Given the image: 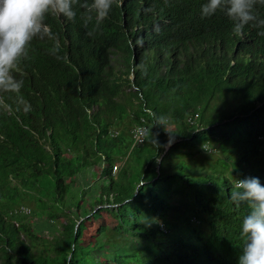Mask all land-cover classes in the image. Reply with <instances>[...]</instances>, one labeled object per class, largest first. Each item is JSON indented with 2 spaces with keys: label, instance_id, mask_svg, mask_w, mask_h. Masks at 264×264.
Masks as SVG:
<instances>
[{
  "label": "trees",
  "instance_id": "1",
  "mask_svg": "<svg viewBox=\"0 0 264 264\" xmlns=\"http://www.w3.org/2000/svg\"><path fill=\"white\" fill-rule=\"evenodd\" d=\"M205 2L47 19L55 38L33 40L19 98L0 93V264H238L248 209L231 193L264 185V29L235 35ZM159 117L171 145L160 125L161 147L139 142Z\"/></svg>",
  "mask_w": 264,
  "mask_h": 264
},
{
  "label": "clouds",
  "instance_id": "2",
  "mask_svg": "<svg viewBox=\"0 0 264 264\" xmlns=\"http://www.w3.org/2000/svg\"><path fill=\"white\" fill-rule=\"evenodd\" d=\"M122 5L123 0H0V93L17 94L19 98L23 80L17 78V71L30 58L33 40L55 38L46 23L49 17L75 21L79 8L84 26L87 28L94 21L98 27L108 18L113 6ZM257 5L264 6V0H206L201 6V16L210 17L223 11L232 21L233 34L242 35L249 25L264 29V18L256 11ZM259 34L264 35V31ZM59 48L55 44L50 54L59 58ZM157 125L163 126L170 146L174 132L164 117L157 118L151 129L143 133V138L161 147L156 139L158 134L152 132ZM231 200L237 208L243 205L248 209L241 224L243 248L238 264H264V185L258 177L236 179Z\"/></svg>",
  "mask_w": 264,
  "mask_h": 264
},
{
  "label": "rangeland",
  "instance_id": "3",
  "mask_svg": "<svg viewBox=\"0 0 264 264\" xmlns=\"http://www.w3.org/2000/svg\"><path fill=\"white\" fill-rule=\"evenodd\" d=\"M216 153V152H215ZM98 169V171H99V168H97ZM91 172V171H90ZM89 172V175H88V177H89V180H93V179H95V177L97 176V174H98V172H97V170H94V171H92L91 173ZM91 176V177H90ZM79 183H80V187L81 188H84V187H88L89 186V184H87V183H85L84 182V180H79ZM26 205V204H25ZM28 207H30V208H32L31 206H29V205H27ZM92 207H94V206H92ZM29 210V209H28ZM27 213V221L29 222V224L32 226V228H35V227H37V226H39L40 225V223L38 222V217L37 216H34V215H31V213L30 212H26ZM43 234H45L47 237H52V235H53V233H51L50 231H49V229H47V228H44V229H42V231H41ZM29 241V240H28Z\"/></svg>",
  "mask_w": 264,
  "mask_h": 264
},
{
  "label": "built area",
  "instance_id": "4",
  "mask_svg": "<svg viewBox=\"0 0 264 264\" xmlns=\"http://www.w3.org/2000/svg\"><path fill=\"white\" fill-rule=\"evenodd\" d=\"M190 122H192V120H189ZM146 132V128L144 126H141V127H138L134 130V135L136 137V139L139 141V142H142L144 140L143 138V133ZM207 145H205L206 147ZM114 172H116L118 170V165L117 163L114 164Z\"/></svg>",
  "mask_w": 264,
  "mask_h": 264
}]
</instances>
